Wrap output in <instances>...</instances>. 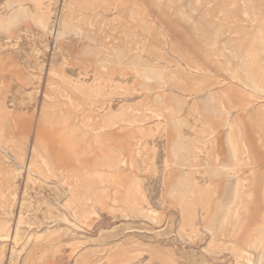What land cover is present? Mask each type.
<instances>
[{
    "label": "rangeland",
    "instance_id": "obj_1",
    "mask_svg": "<svg viewBox=\"0 0 264 264\" xmlns=\"http://www.w3.org/2000/svg\"><path fill=\"white\" fill-rule=\"evenodd\" d=\"M75 1L0 0V264H264V0Z\"/></svg>",
    "mask_w": 264,
    "mask_h": 264
},
{
    "label": "bare ground",
    "instance_id": "obj_2",
    "mask_svg": "<svg viewBox=\"0 0 264 264\" xmlns=\"http://www.w3.org/2000/svg\"><path fill=\"white\" fill-rule=\"evenodd\" d=\"M74 1H75V0H74ZM86 2H87V1H86ZM75 3H76V1H75ZM75 3H74V4H75ZM89 3H90V2H89ZM76 5H77V4H76ZM70 6H71V5H70ZM78 8H79V7H78ZM228 16H229V15H228ZM43 20H44V19H43ZM108 22H109V21H108ZM115 23H116V22H115ZM13 43H14V42H13ZM179 84H180V83H179ZM252 88H253V87H252ZM257 89H258V88H257ZM75 92H76V91H75ZM240 135H241V134H240ZM11 157H12V156H11ZM113 169H114V168H113ZM161 182H162V181H161ZM119 184H120V183H119ZM241 189H242V188H241ZM235 195H236V194H235ZM241 195H242V194H241ZM238 201H239V200H238ZM245 208H246V207H245ZM245 208H244V209H245ZM244 209H243V211H244ZM69 212H70V211H69ZM263 226H264V225H263ZM16 254H17V253H16Z\"/></svg>",
    "mask_w": 264,
    "mask_h": 264
}]
</instances>
